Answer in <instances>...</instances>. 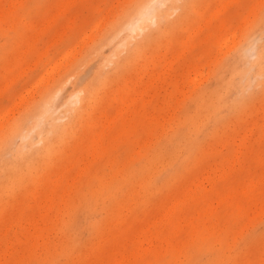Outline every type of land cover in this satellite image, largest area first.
I'll use <instances>...</instances> for the list:
<instances>
[{
  "label": "rangeland",
  "instance_id": "rangeland-1",
  "mask_svg": "<svg viewBox=\"0 0 264 264\" xmlns=\"http://www.w3.org/2000/svg\"><path fill=\"white\" fill-rule=\"evenodd\" d=\"M0 264H264V0H0Z\"/></svg>",
  "mask_w": 264,
  "mask_h": 264
},
{
  "label": "bare ground",
  "instance_id": "bare-ground-1",
  "mask_svg": "<svg viewBox=\"0 0 264 264\" xmlns=\"http://www.w3.org/2000/svg\"><path fill=\"white\" fill-rule=\"evenodd\" d=\"M64 127H65V126H63V128H64ZM67 127H68V126H67ZM63 132H65V131H63ZM53 137H54V136H52V138H53ZM53 140H55V139L53 138ZM51 143H52V142H51ZM49 145H50V144H49ZM49 145H47V146H49ZM47 146H46V147H47ZM49 147H50V146H49ZM21 163H22V161H21ZM16 168H17V167H16ZM20 168H22L21 165H20ZM13 169H14V167H13ZM6 174H7V173H6Z\"/></svg>",
  "mask_w": 264,
  "mask_h": 264
}]
</instances>
